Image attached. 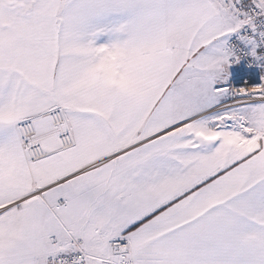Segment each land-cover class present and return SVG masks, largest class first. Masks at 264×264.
I'll return each mask as SVG.
<instances>
[{
	"label": "snow or ice",
	"instance_id": "snow-or-ice-1",
	"mask_svg": "<svg viewBox=\"0 0 264 264\" xmlns=\"http://www.w3.org/2000/svg\"><path fill=\"white\" fill-rule=\"evenodd\" d=\"M0 264H264V0H0Z\"/></svg>",
	"mask_w": 264,
	"mask_h": 264
}]
</instances>
